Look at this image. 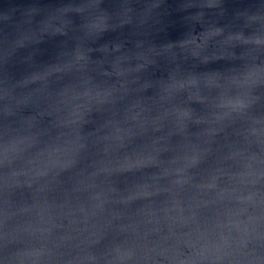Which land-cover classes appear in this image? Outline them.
<instances>
[{"label":"clouds","instance_id":"obj_1","mask_svg":"<svg viewBox=\"0 0 264 264\" xmlns=\"http://www.w3.org/2000/svg\"><path fill=\"white\" fill-rule=\"evenodd\" d=\"M102 3L103 0H98L96 8L92 12V20H84L79 25H74L71 22V30L67 27L63 30L56 29V34L53 36L69 37L71 33L74 45L79 44L81 48L90 50L81 53L78 59H84L86 55L92 60L94 59L92 54L97 51L101 53L114 51L129 57L139 53H148L147 60L141 61L139 71L146 74L149 79H153L148 75L150 70L162 71L164 75L154 80L164 82L169 81L173 76L177 78L185 74L195 76L197 73L207 70L206 67L202 66L212 63V61L205 59L203 62L197 63L199 57L186 50L189 44H203L204 41L201 37L204 34L211 32L214 35H226L229 38L235 35L237 39H240L254 28L264 25V13L237 12L232 14L230 21L222 22L228 13V0H120L119 12L115 18L106 9L100 7ZM77 13L82 15L80 12ZM97 20L102 24V27L95 38H85L82 26L95 24ZM174 24L182 25L185 33L177 40H171L167 37L169 28ZM123 29H131L132 34L110 43H98L105 33ZM50 32L53 30L42 33L34 32L37 33L38 37L35 42H39L43 35H49ZM20 41L21 37L14 42V50L31 44ZM253 43L258 46L264 44V41L256 40ZM69 48L67 40L62 42L59 52L62 53V56H59L56 62L52 64L60 63ZM4 51H7V48ZM234 57L240 63L246 58L244 54L237 52L234 53ZM262 57H264V52L256 53L253 62L259 64ZM217 59L223 60L224 57L219 56ZM8 60L9 56L6 55L4 60L0 62V82L4 86L24 78V76L20 79L11 77ZM26 60L31 61V56L27 57ZM95 67L92 63L84 66V71L88 73L89 80L94 79L97 75L107 76L109 74L108 67L101 68L99 73L93 70ZM80 72L81 69L77 68L70 71L68 75L75 77L78 81ZM232 74L236 73L233 72ZM154 75L155 72L153 71L152 76ZM252 95L254 99L247 102L241 101L238 107L244 110L251 107L264 110V90H257ZM94 115L103 117L105 114L98 111L90 112L92 119H94ZM22 243L23 241H15L13 248L16 244ZM0 264H22L9 250L7 242L0 248Z\"/></svg>","mask_w":264,"mask_h":264}]
</instances>
